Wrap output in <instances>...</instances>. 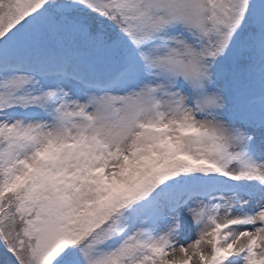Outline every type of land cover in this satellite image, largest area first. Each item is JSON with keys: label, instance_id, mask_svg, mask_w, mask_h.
Here are the masks:
<instances>
[{"label": "snow or ice", "instance_id": "snow-or-ice-1", "mask_svg": "<svg viewBox=\"0 0 264 264\" xmlns=\"http://www.w3.org/2000/svg\"><path fill=\"white\" fill-rule=\"evenodd\" d=\"M0 264H264V0H0Z\"/></svg>", "mask_w": 264, "mask_h": 264}]
</instances>
